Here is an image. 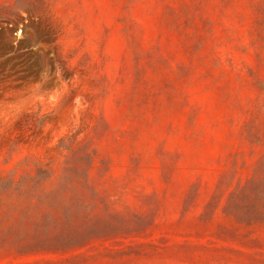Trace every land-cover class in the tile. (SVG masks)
<instances>
[{"label": "rangeland", "instance_id": "obj_1", "mask_svg": "<svg viewBox=\"0 0 264 264\" xmlns=\"http://www.w3.org/2000/svg\"><path fill=\"white\" fill-rule=\"evenodd\" d=\"M0 264H264V0H0Z\"/></svg>", "mask_w": 264, "mask_h": 264}, {"label": "trees", "instance_id": "obj_2", "mask_svg": "<svg viewBox=\"0 0 264 264\" xmlns=\"http://www.w3.org/2000/svg\"><path fill=\"white\" fill-rule=\"evenodd\" d=\"M4 181V179H2ZM9 183H13V181H10ZM22 185V181L18 183L17 187L19 188Z\"/></svg>", "mask_w": 264, "mask_h": 264}]
</instances>
